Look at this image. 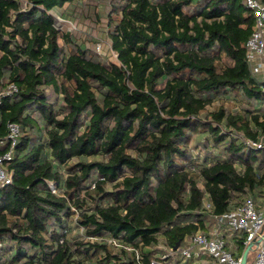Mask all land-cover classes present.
<instances>
[{
  "label": "trees",
  "instance_id": "obj_1",
  "mask_svg": "<svg viewBox=\"0 0 264 264\" xmlns=\"http://www.w3.org/2000/svg\"><path fill=\"white\" fill-rule=\"evenodd\" d=\"M73 1L0 0V93L17 88L0 96V157L20 128L0 264H137L109 237L148 262L261 202L264 149L241 139L264 136L244 0H114L117 62L56 27L51 11Z\"/></svg>",
  "mask_w": 264,
  "mask_h": 264
},
{
  "label": "built area",
  "instance_id": "obj_2",
  "mask_svg": "<svg viewBox=\"0 0 264 264\" xmlns=\"http://www.w3.org/2000/svg\"><path fill=\"white\" fill-rule=\"evenodd\" d=\"M244 3L254 14V28L246 41L247 60L253 73L259 75L264 82V1L244 0ZM16 89L12 84L0 93V96L4 93L10 94ZM8 127L7 139L10 149L0 157V188L13 180V174L5 163L12 158L20 133L17 123L9 122ZM241 139L247 147L264 149V136L259 139ZM216 219L217 223L208 231H197L183 243L178 242L177 247L160 246L162 250L156 251L148 262H145V255L139 248L122 243L115 237L105 239L119 250L133 252L137 264H241L242 254L250 243L252 248L248 253L247 264H264V202L256 203L252 198H248L237 208L217 215ZM237 242L243 247L240 253ZM251 250L255 253L249 263Z\"/></svg>",
  "mask_w": 264,
  "mask_h": 264
},
{
  "label": "rangeland",
  "instance_id": "obj_3",
  "mask_svg": "<svg viewBox=\"0 0 264 264\" xmlns=\"http://www.w3.org/2000/svg\"><path fill=\"white\" fill-rule=\"evenodd\" d=\"M113 1L75 0L64 5V14L61 10H52L51 14L54 16L56 27L62 33L70 32L74 39L83 42L86 48L105 56L108 61L117 62L116 52L112 49L108 36L109 18L114 15L111 11ZM61 43L64 44L62 39ZM218 105L219 103H216L210 109H216ZM226 106L232 110L239 107L234 100L226 101ZM261 202L263 203L264 199ZM236 234L239 235L240 232ZM237 245L239 246L238 242ZM242 251L243 247L239 246L238 252ZM254 253V250L250 251L249 263L252 262Z\"/></svg>",
  "mask_w": 264,
  "mask_h": 264
},
{
  "label": "water",
  "instance_id": "obj_4",
  "mask_svg": "<svg viewBox=\"0 0 264 264\" xmlns=\"http://www.w3.org/2000/svg\"><path fill=\"white\" fill-rule=\"evenodd\" d=\"M178 246V244H176V247ZM252 248V243H250L246 249L244 250L243 254H242V261L241 264H247V259H248V253L249 250Z\"/></svg>",
  "mask_w": 264,
  "mask_h": 264
}]
</instances>
